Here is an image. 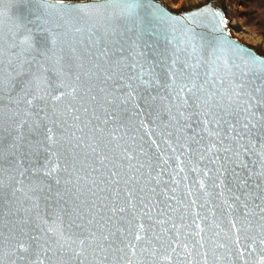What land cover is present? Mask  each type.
I'll use <instances>...</instances> for the list:
<instances>
[{
    "label": "snow or ice",
    "instance_id": "obj_1",
    "mask_svg": "<svg viewBox=\"0 0 264 264\" xmlns=\"http://www.w3.org/2000/svg\"><path fill=\"white\" fill-rule=\"evenodd\" d=\"M111 2L97 0L92 7L103 12ZM123 2L132 15L136 0ZM9 40L19 70L6 78L0 68V101L16 98L23 108L0 103V205L19 204L7 212L0 207V264L5 247L9 264H45L63 254L78 264L171 261L182 250L199 260L201 249L208 255L219 235L214 229L225 218L231 228L250 222L252 177L257 187L264 185V60L248 53L253 68L247 82L236 78L226 86L224 79H205L177 90L172 81V105L156 110L175 129L167 133L172 155L161 158L150 148L129 145L109 126L127 111L124 105L157 99L147 93L158 79L155 73L120 83L112 71L119 61H109L111 67L98 57L92 58L96 63L86 61L87 53L71 39L39 24L24 26ZM241 112L243 124L234 118ZM247 136L257 144L240 143ZM257 146L261 152L253 154L261 170L253 166L249 172L240 157ZM24 160L32 164L29 171L47 179L25 187L10 176L6 183L5 171L19 169ZM192 197L191 205L203 198L201 209L211 204V221L207 214L184 210ZM254 207L264 213V207Z\"/></svg>",
    "mask_w": 264,
    "mask_h": 264
},
{
    "label": "water",
    "instance_id": "obj_2",
    "mask_svg": "<svg viewBox=\"0 0 264 264\" xmlns=\"http://www.w3.org/2000/svg\"><path fill=\"white\" fill-rule=\"evenodd\" d=\"M231 1L199 0L173 8L166 0H136L133 14L128 15L129 5L123 0H112L103 12L92 7L97 0H64L63 5H58L56 0H0V36L3 37L0 43L3 48L0 68L6 78L13 75L14 70H19V58L12 55L9 37L22 32L24 26L39 24L49 32L71 39L81 54L87 53L84 57L86 61L96 63L92 58L98 57L101 65L107 67H111L109 61H119L112 71L120 77V83H127L129 77L135 83L136 76L144 75L147 79L148 74L155 73L158 79L147 88V93L157 99L147 100L145 96L147 104L137 99L124 105L127 111L120 119L110 120L109 126L129 145L137 148L145 146L152 153H159L161 158H168L172 153L167 146L173 143V138L167 133L171 131L175 134V129L158 119L156 110L172 105L169 96H174L175 91L171 82H175L177 90L182 83H199L205 79L217 82L224 79L226 86L229 81L234 83L236 78L247 82L253 68L248 53L257 60H264V49L240 35L241 29L235 23L232 11H229ZM100 36L104 37V43L100 42ZM138 91L140 95L145 94L143 88ZM15 99L9 100L5 96L0 103L12 110L23 108L13 102ZM234 118L240 124L244 123V113ZM154 140L156 144L152 143ZM249 140L253 145L257 144V138L252 136L245 137L240 143L248 144ZM259 152L261 148L257 146L240 157L249 165V172L253 166L256 171L261 170L260 161L253 154ZM169 162L173 163V160ZM31 168L29 160L22 161L19 169L11 173L5 171V182L10 183V176H14L28 187L37 178L47 179L40 172L29 171ZM21 172L23 175H20ZM256 181L257 177L253 176L249 189V203L253 205L255 215L243 229L231 228L227 223L228 218H225V222L214 229L219 235L214 236L215 243L209 246L207 256L204 255L205 250L201 249V256L197 260L182 250L171 261L154 262L137 258L133 264H264L261 253V249H264V228L261 227L264 225L261 219L264 213L254 207H264V199H260L264 185L257 187ZM194 198L184 202V210L193 215L197 212L207 214L211 221V204L201 209L198 205L204 202L203 198L197 205H191L190 200ZM0 207L7 212L9 207L15 209L19 204L13 202ZM221 244L223 247L219 246ZM4 264H9L7 247ZM16 264L24 262L17 261ZM45 264H78V261L63 254L45 260ZM85 264L95 262L89 260ZM120 264L127 262L121 261Z\"/></svg>",
    "mask_w": 264,
    "mask_h": 264
},
{
    "label": "rangeland",
    "instance_id": "obj_3",
    "mask_svg": "<svg viewBox=\"0 0 264 264\" xmlns=\"http://www.w3.org/2000/svg\"><path fill=\"white\" fill-rule=\"evenodd\" d=\"M166 1L175 8L183 5V0ZM232 11L235 23L245 30V33L264 36V0H237Z\"/></svg>",
    "mask_w": 264,
    "mask_h": 264
},
{
    "label": "bare ground",
    "instance_id": "obj_4",
    "mask_svg": "<svg viewBox=\"0 0 264 264\" xmlns=\"http://www.w3.org/2000/svg\"><path fill=\"white\" fill-rule=\"evenodd\" d=\"M197 1H199V0H183V5H187V4H190V3H194V2H197ZM236 2H237V0H232L231 1L229 11H232L234 9V7L236 5ZM173 8H175V7H173ZM232 14H234L233 11H232ZM234 19H235V17H234ZM245 32H246L245 30L241 29L240 35L246 41H248V42H250V43L258 46V48L264 49V36H262V35H255L253 33H245Z\"/></svg>",
    "mask_w": 264,
    "mask_h": 264
}]
</instances>
